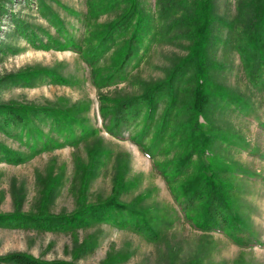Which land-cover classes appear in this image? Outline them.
<instances>
[{
  "label": "rangeland",
  "instance_id": "rangeland-1",
  "mask_svg": "<svg viewBox=\"0 0 264 264\" xmlns=\"http://www.w3.org/2000/svg\"><path fill=\"white\" fill-rule=\"evenodd\" d=\"M113 1L91 0L96 16L89 21L90 27L86 22V0H0V104L23 105L29 112L34 107L61 109L85 104L80 116L100 136V140L92 138L77 147L66 145L31 157L23 144L26 136L18 138L0 131V212L9 213L15 209L35 212L45 191H51L46 211L69 214L76 211L80 193H86L88 203L97 202L112 193L113 184L117 187L116 179L120 178L123 182L117 193L119 200L152 215L157 237L147 239L134 230L105 223L71 231L0 227V256L24 252L41 260H65L75 264H264V127L260 124L264 123V85L250 82L246 64L236 48L240 43L246 49L248 41L252 49H249L251 61L264 59V43L262 48L258 43L260 30L264 37L260 17H253L256 21L252 28L249 26L252 21L248 20L250 15L239 13L238 5L248 0H202L203 19L193 28L190 24L192 15L187 14L190 22H186V27L179 21L180 15L187 13L180 0H132L131 3L115 0L119 1L116 5ZM43 3L64 26L68 37L62 34L63 37H67L66 40L73 38L83 45L88 29L92 31L98 26L96 24L114 22L133 5L137 12L126 38L135 32L141 19L144 24L141 30L149 37L143 40L138 55L127 63L126 78L98 88L92 83L89 66L76 52L32 47L24 39L22 27L26 33L35 31L44 42L49 36L62 40L48 21L50 10L43 8L46 16L42 14ZM204 26L208 30L203 31ZM114 54L112 49L99 66L110 63ZM42 68L65 79L68 84H53L45 75L35 76L43 73ZM20 72L31 74V77ZM172 77L177 98L182 97L177 103L182 111L172 122V130L189 123V102L195 98L194 89L202 87L204 95L211 101V105L208 104L211 120L205 121L199 115V127L207 134L206 139L214 136L217 140L213 144L206 141L201 157L196 154L193 160L203 161L210 167L207 174H218L224 180L227 179L223 172L224 161L227 162L225 169L230 163L233 168L236 165L244 168V175L232 178L231 191L239 200L237 204L242 206L240 210L251 221L260 244L240 246L222 231L199 230L184 218L159 166L161 162L166 165L183 155L185 130L169 142L167 154L152 158L128 138L129 134L139 130L142 117L138 120L139 126L130 132L124 131V140L104 129L107 121L102 122L100 117V95L106 98L104 103L111 106ZM228 95L233 96L231 100L243 103L248 111L238 112L231 107L218 110L214 104ZM169 104L171 98L167 94L159 102L155 121L161 120ZM47 123L39 124L44 131ZM10 133L18 134L20 129L11 128ZM221 136L237 141L232 147L227 146L219 140ZM239 141L246 145L237 144ZM177 144L179 147L176 148L174 145ZM100 147L108 149L112 156L100 155L93 162L95 176L86 186L83 168L89 166L91 154ZM4 149L21 153L25 161L17 164L4 161ZM120 165L124 178L117 171ZM195 172V167H190L183 179ZM226 184L224 182L222 186ZM13 190L19 191L15 201ZM110 256H113L112 262Z\"/></svg>",
  "mask_w": 264,
  "mask_h": 264
},
{
  "label": "trees",
  "instance_id": "trees-1",
  "mask_svg": "<svg viewBox=\"0 0 264 264\" xmlns=\"http://www.w3.org/2000/svg\"><path fill=\"white\" fill-rule=\"evenodd\" d=\"M87 1L86 19L88 26L91 27L89 22L92 17L96 16L95 12L91 8V0ZM130 3L132 0H129ZM118 4L119 1H113ZM184 9H187L186 14H181L179 21L186 27L187 14L192 15L193 19L190 24L193 26L199 24V21L203 19L204 7L202 0H180ZM4 7V5H1ZM239 13L245 12L248 16V20L252 28H254L253 22L256 21L254 16L260 17V22L264 28V0H248L243 5H238ZM47 5L41 4L42 14L46 16L45 9ZM95 8V6H93ZM111 9V8H110ZM113 9V8H112ZM111 9V10H112ZM51 17L48 21L54 26L55 30L62 36V40L48 37L47 41H42L38 38L35 31L30 33L24 32V28L20 26L21 32L24 33V39H26L32 47L37 49H54V50H71L76 52L89 66L90 77L93 85L98 88H102L107 84L122 82L125 76V67L130 60L138 55V52L143 47V40L148 38L147 34L141 30L144 24L143 19L135 26V32H132L129 37L126 38L134 21V16L137 10L133 5L128 7L127 10L114 22L108 24H96L98 25L92 32L88 29V36L86 38L85 45L77 43L73 38L66 40L68 33L61 23L57 15L51 10ZM108 11V10H107ZM93 15V16H92ZM162 16V15H161ZM202 24V23H201ZM206 26V25H205ZM203 28V31L208 30L207 27ZM62 34L67 35L66 38ZM258 43L262 48V42L264 43L263 31H259ZM151 36V35H150ZM82 38V40H84ZM125 41L126 43H122ZM146 41V40H145ZM252 44H254L252 42ZM252 47V45L250 44ZM237 51L239 52L242 60L246 64L248 70L247 76L254 85H264V59L251 61L249 58V46L246 42V49L242 44L237 45ZM113 49L115 50L114 59L111 60L106 66L101 65L100 61ZM257 49V48H256ZM253 49V50H256ZM260 49V48H259ZM252 50V49H250ZM196 52V49L193 50ZM121 53V54H120ZM120 57L118 59V56ZM187 69V66L184 67ZM37 70V69H36ZM43 73H38L35 76L41 74L45 75L53 84H68L67 81L56 74H51L50 70L46 68L41 69ZM38 70V71H41ZM23 72V71H22ZM20 72V73H22ZM29 72V71H28ZM19 73V74H20ZM30 73V72H29ZM31 77V74L22 73ZM12 81H15L12 77ZM25 84H30L27 81H22ZM66 82V83H65ZM175 80L172 78L164 81L161 85H156L152 88H146L140 95L136 97L126 98L118 100L111 106L104 103L106 99L103 95L99 96V112L103 121H107L104 124V129L117 139L124 140V131L130 132L136 126H139L138 120L143 118L142 124L139 126V130L129 134L128 138L135 143L140 150L147 156L157 157L158 155H165L169 151L168 144L170 141L175 140L178 134L185 130L187 135L184 140L185 148L184 153L178 158H173L172 161L166 165L159 166V171L165 177L167 183L170 186V190L173 193L175 202L179 205L184 218L189 220L193 226L202 231H222L232 241L240 246H250L254 244H260V239L256 235V231H253L252 223L248 216L242 212L240 204H237L239 200L235 199L231 189L232 178H236L239 175H244V168L241 169L239 165L227 164L224 161L223 172L227 176L224 180L220 175L214 176L212 173L207 174L210 171V167L205 165L203 161L194 162V156L199 154L200 157L203 154L204 144L206 141L213 144L216 142V137L206 139L207 134L202 133L199 127L198 116L202 115L205 121L211 120L208 104L211 105V101L203 93V88L198 87L194 89V99L189 102L188 118L190 121L187 125H182L172 130L171 124L175 117L181 113V109L178 108L179 99L175 92ZM203 82V81H202ZM201 86V84H199ZM175 92V93H174ZM264 93V90H263ZM169 94L171 98V104H169L168 110L165 112L161 120L155 121V113L157 111L159 102L162 98ZM232 95L224 97L219 103L214 105L218 106V110L224 111L226 107H231L238 112H245L246 106L241 102H236L232 99ZM85 106V104H82ZM79 105L75 108L61 107L57 108H38L34 107L29 112V108L20 106L19 104H0V131L20 138L19 136H26V140L23 144L30 151L29 156L37 155L44 151H52L57 148L69 145L71 147H77L80 143L89 141V139L100 140L97 131L91 127L85 118L80 116L81 107ZM183 107V106H182ZM180 107V108H182ZM63 108V109H62ZM253 111V110H249ZM208 115V116H207ZM47 123V130L44 131L40 123ZM28 123L31 125L29 126ZM264 127V123H260ZM11 128L20 129V133L11 134ZM177 132V133H176ZM205 134V135H204ZM148 142L145 143V141ZM213 140V142H212ZM222 143L227 146L235 145L234 140H228L226 137L221 136ZM242 146L246 144L243 141L237 142ZM176 148L179 145H174ZM2 159L8 163H21L25 161V157L21 153L3 150ZM105 155L111 157L112 154L108 149L103 147L94 150L91 154L89 166L83 168V175L87 186V183L95 176L96 168L92 167L94 161L99 157ZM194 163V164H193ZM236 164V163H234ZM157 166V165H156ZM194 166L196 172L190 177L183 179L187 174L190 167ZM78 163H76V169ZM158 167V166H157ZM237 169V170H236ZM236 170V171H235ZM117 171L121 173V177L124 178L121 165L117 168ZM242 171V172H241ZM254 177H260L255 175ZM222 178V179H221ZM115 179V177H114ZM123 182V179H122ZM122 182L120 178L116 179L117 187L113 184V191L110 195L100 199L97 202L88 203L87 195L80 193L76 200V211L69 214H53L46 211V204L49 202L48 197L51 191H45L43 199L39 202L38 208L34 212H24L19 209H15L9 213L0 212V227L4 228H33L51 231H71L79 228H87L97 224H110L118 228H128L136 231L140 235L145 236L147 239H151L150 236L156 238L157 230L154 223V218L145 212H141L133 205L123 203L119 200L117 193L122 188ZM224 182L226 185H230L225 188L222 186ZM115 184V185H116ZM234 184V183H233ZM19 191L13 190V199L15 201L16 193ZM43 195V194H42ZM136 198V200H138ZM17 206V205H16ZM20 207V204H18ZM248 231V235H246ZM120 256H124L121 255ZM110 256V262H112ZM106 262V261H105ZM0 264H75L72 261L65 260H53L46 261L35 258L34 256L24 252H13L0 256Z\"/></svg>",
  "mask_w": 264,
  "mask_h": 264
}]
</instances>
